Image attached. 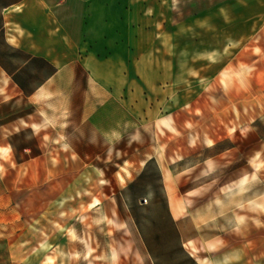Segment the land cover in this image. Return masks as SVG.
<instances>
[{"label": "rangeland", "instance_id": "1", "mask_svg": "<svg viewBox=\"0 0 264 264\" xmlns=\"http://www.w3.org/2000/svg\"><path fill=\"white\" fill-rule=\"evenodd\" d=\"M158 6L0 130V264H264V3Z\"/></svg>", "mask_w": 264, "mask_h": 264}, {"label": "crops", "instance_id": "2", "mask_svg": "<svg viewBox=\"0 0 264 264\" xmlns=\"http://www.w3.org/2000/svg\"><path fill=\"white\" fill-rule=\"evenodd\" d=\"M164 1L0 0V130L25 118L24 104L62 98L74 83L94 77L101 60L116 57L114 50L124 52L117 65H132L139 19L160 16ZM256 16L254 33L264 27V9Z\"/></svg>", "mask_w": 264, "mask_h": 264}]
</instances>
